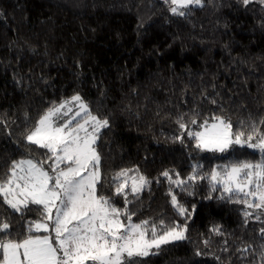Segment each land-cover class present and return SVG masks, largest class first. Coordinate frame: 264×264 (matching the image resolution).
I'll list each match as a JSON object with an SVG mask.
<instances>
[{
    "label": "trees",
    "instance_id": "1",
    "mask_svg": "<svg viewBox=\"0 0 264 264\" xmlns=\"http://www.w3.org/2000/svg\"><path fill=\"white\" fill-rule=\"evenodd\" d=\"M184 11L173 15L166 0H0V181L14 161L46 160L26 136L50 108L79 95L108 121L95 144L100 191L112 196L116 173L138 170L129 177L151 183L128 197L133 222L186 227L184 240L140 264H264V216L245 218V206L211 191L207 179L182 190L162 175L186 181L194 171L261 160L240 146L202 152L187 131L216 116L234 131H264V3L203 0ZM170 192L190 215L177 213ZM114 202L124 207L122 197ZM30 207L17 213L0 199V222L10 223L4 239H23L41 220Z\"/></svg>",
    "mask_w": 264,
    "mask_h": 264
},
{
    "label": "snow or ice",
    "instance_id": "2",
    "mask_svg": "<svg viewBox=\"0 0 264 264\" xmlns=\"http://www.w3.org/2000/svg\"><path fill=\"white\" fill-rule=\"evenodd\" d=\"M166 2L176 16H185V9L203 4V0ZM242 2L248 5L250 0ZM73 104L77 110L60 123L72 112ZM191 123L196 124V120ZM259 123L264 125V120ZM106 127L108 121L92 115L79 95L53 106L41 116L26 140L45 149L46 160L14 161L7 178L0 181V199L21 214L32 211L30 206L34 205L42 218L30 223L29 234L20 240L4 239L5 235H10V223L0 222V264H140L137 258L155 255L162 245L186 238V227L179 224L167 225L163 220L159 223L133 222L134 213L127 208L128 197L130 194L138 197L151 183L143 175L129 177L130 171L138 170L117 172L112 178V196H105L100 191L103 180L95 144L100 129ZM199 127L201 131L188 130L187 135L202 152L223 154L239 145L256 149L264 157V131L256 124H251L247 132L243 129L234 131L230 121L216 116L213 122L205 120ZM180 128L186 129V125L180 122ZM182 137L183 133L179 137L181 142ZM45 163H48L47 169ZM162 175L182 190L184 185L190 186V182L207 179L211 191H221V198L245 206V218L254 212L257 219L264 216V158L255 163L237 161L218 166L206 175L194 171L186 181L178 176L173 179L167 171ZM169 194L177 213L190 215L189 210L179 204L176 195ZM117 196L124 199L123 208L116 206L114 198ZM32 232L52 234L40 236L32 235ZM261 232L264 235V229Z\"/></svg>",
    "mask_w": 264,
    "mask_h": 264
},
{
    "label": "rangeland",
    "instance_id": "3",
    "mask_svg": "<svg viewBox=\"0 0 264 264\" xmlns=\"http://www.w3.org/2000/svg\"><path fill=\"white\" fill-rule=\"evenodd\" d=\"M72 99V98H71ZM71 99H69L68 101H71ZM68 101H66V102H68ZM64 103V102H63ZM60 105V104H59ZM58 105V106H59ZM71 107H72V112H70L69 113V116L68 117H64L62 120H60L59 122L60 123H63L64 122V120H67L68 118H70L71 117V115L77 110V106L75 105V104H73V105H71ZM93 115V114H92ZM77 119H79V117H77ZM38 123V122H37ZM73 123H75V121H73ZM37 125V124H36ZM202 129L201 128H199L197 131H201ZM89 131H91V128H89ZM236 146H239V145H236ZM246 147V146H245ZM248 148V147H247ZM248 149H250V150H252V151H254V152H257V153H259L260 155H261V153L258 151V150H256V149H252V148H248ZM262 158H264V157H262V155H261V159ZM46 166H48V163H46ZM218 166H224V165H217L215 168H218ZM132 177V176H131ZM131 187V180H129V188ZM36 234L35 235H40V236H44V235H49V234H52V233H43V232H39V233H37V232H35ZM54 235V234H53Z\"/></svg>",
    "mask_w": 264,
    "mask_h": 264
}]
</instances>
